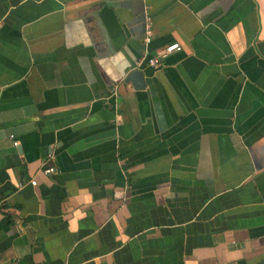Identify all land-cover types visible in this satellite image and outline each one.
<instances>
[{
    "label": "crops",
    "instance_id": "1",
    "mask_svg": "<svg viewBox=\"0 0 264 264\" xmlns=\"http://www.w3.org/2000/svg\"><path fill=\"white\" fill-rule=\"evenodd\" d=\"M0 264H264V0H0Z\"/></svg>",
    "mask_w": 264,
    "mask_h": 264
},
{
    "label": "built area",
    "instance_id": "2",
    "mask_svg": "<svg viewBox=\"0 0 264 264\" xmlns=\"http://www.w3.org/2000/svg\"><path fill=\"white\" fill-rule=\"evenodd\" d=\"M145 22H146V27H145V36H144V41L145 43L150 42L151 36H152V30L150 27V17L146 16L145 17ZM180 45L178 43H171L169 45H166L161 51H159L156 55L150 56L146 59V63L153 69H158L159 67L162 66V61L163 58L171 53L174 50H179ZM55 171V167L53 166H48L43 169L44 173H51ZM30 184L35 185L36 180L33 178L30 180Z\"/></svg>",
    "mask_w": 264,
    "mask_h": 264
},
{
    "label": "water",
    "instance_id": "3",
    "mask_svg": "<svg viewBox=\"0 0 264 264\" xmlns=\"http://www.w3.org/2000/svg\"><path fill=\"white\" fill-rule=\"evenodd\" d=\"M127 81H131L135 88L143 89L146 86L144 73L141 69H133L126 77Z\"/></svg>",
    "mask_w": 264,
    "mask_h": 264
}]
</instances>
